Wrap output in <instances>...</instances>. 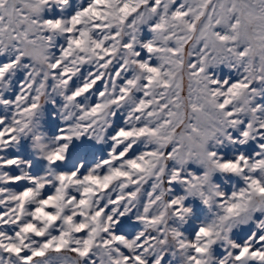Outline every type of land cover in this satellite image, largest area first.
Masks as SVG:
<instances>
[{
  "label": "snow or ice",
  "instance_id": "obj_1",
  "mask_svg": "<svg viewBox=\"0 0 264 264\" xmlns=\"http://www.w3.org/2000/svg\"><path fill=\"white\" fill-rule=\"evenodd\" d=\"M0 264H264V0H0Z\"/></svg>",
  "mask_w": 264,
  "mask_h": 264
}]
</instances>
